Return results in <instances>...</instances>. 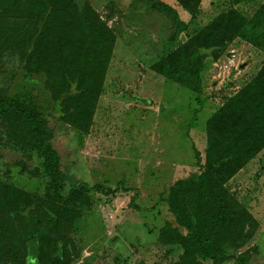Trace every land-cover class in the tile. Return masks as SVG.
Masks as SVG:
<instances>
[{
    "label": "rangeland",
    "instance_id": "374dc122",
    "mask_svg": "<svg viewBox=\"0 0 264 264\" xmlns=\"http://www.w3.org/2000/svg\"><path fill=\"white\" fill-rule=\"evenodd\" d=\"M65 1L0 0V98L19 99L42 123L63 195L89 191L65 212L31 130L0 116V232L43 221L44 264H55L58 239L66 264H213L176 228L168 202L211 232L219 196L202 189L208 124L247 85L264 84V0ZM86 3L114 33L108 60V43L82 21ZM70 69L85 93L70 94ZM245 168L225 184L216 225L214 250L233 258L224 264H264V147ZM2 239L7 264L17 243Z\"/></svg>",
    "mask_w": 264,
    "mask_h": 264
},
{
    "label": "trees",
    "instance_id": "16d2710c",
    "mask_svg": "<svg viewBox=\"0 0 264 264\" xmlns=\"http://www.w3.org/2000/svg\"><path fill=\"white\" fill-rule=\"evenodd\" d=\"M71 3L72 0H66L65 6ZM83 10L87 17L82 18V21L89 20L91 28L96 31L98 30V34H100L103 41L108 43V55L106 57L108 60L115 42L114 33L87 3ZM156 10L167 12V10H160L158 8ZM52 16L54 15L51 14ZM57 17L58 15H55V19ZM48 19L51 20L50 18ZM181 25V22H179L173 40H176L183 31ZM70 71L65 74L70 94L85 93L86 89L83 86L82 78L68 75V73H74L71 69ZM65 75H63V79H65ZM141 101L145 102V100ZM0 116L5 120L8 118L22 121L31 130L38 141L37 149L43 156L45 170L51 178V191L57 198H53L54 202L62 205V209L65 212H70L69 202L89 191V187L83 185L81 187L70 188L68 193L63 195L65 178L59 168V155L48 144L46 133L38 117L16 98H0ZM223 131H226V134ZM221 132H223V135L219 136ZM239 145L243 150H239ZM263 147L264 84L258 81L247 85L224 108L215 114L208 124V149L206 152L202 189H205L208 193V200L210 197L219 196V200L216 201L211 198L210 201L212 205L211 212H213L211 214V232L206 233L203 231L199 220L197 222L192 221V219L183 215L174 201L170 200L168 202L169 205L167 204L169 212L175 219L176 228L179 229L180 233L183 230L188 233L186 237L197 248L202 259L210 260L213 264H224L233 259L214 250L217 240L216 225L225 221L223 213L227 209L225 201L229 197L225 184L234 179ZM21 171L22 169L17 166L11 170L15 177H18ZM118 192V189H108L106 196H111ZM133 204L134 199L132 201ZM215 207L217 213L214 212ZM231 215L234 216V214ZM21 227H18L21 228L20 230L17 227H12L11 232L6 237L0 232V242L4 238V241H7V246H9V241L13 237L17 243L16 247L11 246L7 249V264L11 261L15 263L17 259L18 261L20 260V264H44L47 252L45 246L50 240L47 225L41 220L31 219ZM181 236L183 237V235ZM53 245L55 264H66L68 256H70L68 243L64 239H58ZM180 248L182 252L186 251V248L183 246H180ZM11 257L13 260H11ZM240 263L237 261V264Z\"/></svg>",
    "mask_w": 264,
    "mask_h": 264
},
{
    "label": "crops",
    "instance_id": "0c3cea01",
    "mask_svg": "<svg viewBox=\"0 0 264 264\" xmlns=\"http://www.w3.org/2000/svg\"><path fill=\"white\" fill-rule=\"evenodd\" d=\"M245 169H246V168H245ZM245 169H243L242 171H245ZM242 171H241V172H242ZM241 172H240V173H241ZM240 173H239V174H240ZM239 174H238V175H239ZM238 175H237L236 177H238ZM236 177H235L234 179H236ZM234 179H232L231 182L234 181Z\"/></svg>",
    "mask_w": 264,
    "mask_h": 264
},
{
    "label": "water",
    "instance_id": "95a60500",
    "mask_svg": "<svg viewBox=\"0 0 264 264\" xmlns=\"http://www.w3.org/2000/svg\"><path fill=\"white\" fill-rule=\"evenodd\" d=\"M242 69H243V66H242Z\"/></svg>",
    "mask_w": 264,
    "mask_h": 264
},
{
    "label": "built area",
    "instance_id": "2783aa9c",
    "mask_svg": "<svg viewBox=\"0 0 264 264\" xmlns=\"http://www.w3.org/2000/svg\"><path fill=\"white\" fill-rule=\"evenodd\" d=\"M235 57V56H234Z\"/></svg>",
    "mask_w": 264,
    "mask_h": 264
}]
</instances>
